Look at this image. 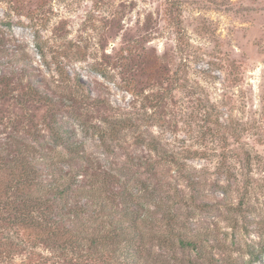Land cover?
I'll return each mask as SVG.
<instances>
[{
  "label": "rangeland",
  "instance_id": "1",
  "mask_svg": "<svg viewBox=\"0 0 264 264\" xmlns=\"http://www.w3.org/2000/svg\"><path fill=\"white\" fill-rule=\"evenodd\" d=\"M79 228L62 264H264V0H0V264Z\"/></svg>",
  "mask_w": 264,
  "mask_h": 264
},
{
  "label": "trees",
  "instance_id": "2",
  "mask_svg": "<svg viewBox=\"0 0 264 264\" xmlns=\"http://www.w3.org/2000/svg\"><path fill=\"white\" fill-rule=\"evenodd\" d=\"M84 198L88 199L90 197H89V195H85ZM87 211L88 210H87L86 206L85 207L80 206L77 208V210H74V212L72 214L76 218L75 221H78L81 216L88 214ZM100 227H101L100 225H97V227L95 229L96 230L102 229ZM55 235H57V234H55ZM55 235H53V236H55ZM86 235H87V232H85V228H79L76 230L67 231L65 236H69L70 241H67L66 237L62 239L63 247L59 246V249L61 250L60 251L61 255L57 257V262L59 264H62V262H65L66 259L69 257V254L75 255V254L81 253L86 245H88V247H90L89 249H86V250H92V247L94 248L97 243L95 240H89L87 237H85ZM114 238L115 237L113 235H111V237L105 236L101 239H104L105 241H107V240L109 241V240H113ZM138 243H139V237L136 234H129V238L126 240V244L137 245ZM201 244H202V242L193 241V240H185V239H182L181 237H179V239H178V245L180 247L191 248L193 250H197V252L201 251ZM69 250H70V252L71 251L72 252L67 254V252ZM84 252H86V251L84 250ZM133 255L129 254L126 258H130L129 261L132 258L134 260L135 257H133Z\"/></svg>",
  "mask_w": 264,
  "mask_h": 264
}]
</instances>
